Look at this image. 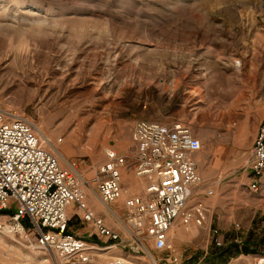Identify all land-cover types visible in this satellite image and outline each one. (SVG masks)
I'll return each instance as SVG.
<instances>
[{"label": "rangeland", "instance_id": "obj_1", "mask_svg": "<svg viewBox=\"0 0 264 264\" xmlns=\"http://www.w3.org/2000/svg\"><path fill=\"white\" fill-rule=\"evenodd\" d=\"M0 109L29 119L64 167L76 164L88 206L125 240L111 254L127 264H213L216 238L226 246L264 236V213L247 215L245 196L205 193L218 201L213 221L175 225L174 252L147 238L142 246L104 208L94 181L108 148L134 161L139 120L187 124L206 155L214 142L232 145L236 131L244 149L264 117V0H0ZM124 198L112 204L122 220ZM5 211L0 264H60L9 221L14 209ZM69 216L70 232L96 239L76 204Z\"/></svg>", "mask_w": 264, "mask_h": 264}, {"label": "built area", "instance_id": "obj_2", "mask_svg": "<svg viewBox=\"0 0 264 264\" xmlns=\"http://www.w3.org/2000/svg\"><path fill=\"white\" fill-rule=\"evenodd\" d=\"M133 140L137 149L131 166L136 176L147 179L145 193L124 198L122 168L128 160L116 148H108L94 178L96 194L106 208L124 198V220L111 211L135 243L145 246L147 238L157 250L174 252L170 231L175 225L203 227L208 221L205 205H190L195 190L205 185L192 159L202 149V140L183 122L164 125L149 120L136 122ZM248 169L257 177L250 190L259 192L264 176V121ZM72 204L92 227L89 236L95 240L68 231ZM11 209L9 221L18 229L26 226L36 236V246L50 252L60 264H127L124 257L111 254L125 240L88 206L76 164L64 167L46 149L29 119L0 109V210ZM6 228L0 221V235ZM214 242L222 245L219 238ZM256 256L258 264H264V255ZM172 258L178 263L177 253Z\"/></svg>", "mask_w": 264, "mask_h": 264}, {"label": "crops", "instance_id": "obj_3", "mask_svg": "<svg viewBox=\"0 0 264 264\" xmlns=\"http://www.w3.org/2000/svg\"><path fill=\"white\" fill-rule=\"evenodd\" d=\"M263 121L264 117L258 126L256 135L253 134L252 138L246 141V145L242 150L240 148L239 132L236 131L235 140L232 145L225 147L223 143L217 141L211 145L210 155H206L201 151L195 152L192 155V159L196 163L198 171L205 181V186H203L202 189L199 188L195 190L193 196H200L197 198L198 200L191 199L190 205L196 203L205 205L208 208V218L211 216V221H213L212 216L217 210L215 205L218 201H212L205 197V193L208 194V190H212L213 194L232 192L235 196H245L246 214L252 215L253 218L264 213V176L260 179L261 190L259 192H253L250 190V185L255 182L257 177L248 169L255 138ZM131 165L132 163L128 162V164L122 168L121 185L125 191V196L144 194L148 186V181L146 178L136 176ZM123 202H121V205L119 204L118 207L120 208L121 206L124 210ZM113 206L111 205L110 208H104L108 209L111 214L113 211L118 215L115 209L117 208L116 205ZM106 222L110 226V222L107 220ZM222 223L223 222H219V225H222ZM195 226L197 225L191 224L186 227L192 228ZM110 227L112 228V225ZM178 228H175L173 231L179 233L180 230ZM252 228V223L246 220V231L248 232Z\"/></svg>", "mask_w": 264, "mask_h": 264}, {"label": "trees", "instance_id": "obj_4", "mask_svg": "<svg viewBox=\"0 0 264 264\" xmlns=\"http://www.w3.org/2000/svg\"><path fill=\"white\" fill-rule=\"evenodd\" d=\"M6 212L5 210H0V213ZM70 224L68 231L70 232ZM249 236L240 244L237 242H230L226 246L215 245L212 249L209 260L213 261V264H228L229 261L241 254H255L260 255V246L264 243V236L259 240L255 241L252 232L248 234ZM255 245V247H253Z\"/></svg>", "mask_w": 264, "mask_h": 264}, {"label": "bare ground", "instance_id": "obj_5", "mask_svg": "<svg viewBox=\"0 0 264 264\" xmlns=\"http://www.w3.org/2000/svg\"><path fill=\"white\" fill-rule=\"evenodd\" d=\"M39 131V133L41 134V136L47 141V143L49 142L50 143V141H49V139L47 138V136L46 135H44L40 130H38ZM150 255V254H149ZM151 256V255H150ZM154 261V260H153ZM154 264H156V262H154Z\"/></svg>", "mask_w": 264, "mask_h": 264}]
</instances>
